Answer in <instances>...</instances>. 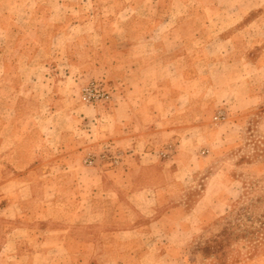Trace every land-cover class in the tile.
Listing matches in <instances>:
<instances>
[{"label":"rangeland","instance_id":"obj_1","mask_svg":"<svg viewBox=\"0 0 264 264\" xmlns=\"http://www.w3.org/2000/svg\"><path fill=\"white\" fill-rule=\"evenodd\" d=\"M146 33L166 49L179 47L181 35L189 38L201 55L194 60L210 82L206 112L195 122L203 133L195 139L199 153L209 156L210 166L172 189V202H184L187 210L197 205L195 214H206L191 218L190 232L181 231V215L165 223L177 229L169 236L159 223L151 234L136 235L134 248L122 253H137L144 264H264V102L248 108L236 97L247 94L239 88L247 83L264 93V0H0L1 148L22 141L29 131L34 145L43 132L50 135L51 159L60 131L102 132L119 82L106 78L105 64L119 59L129 44L136 54L153 49L154 41L142 38ZM90 81L105 82L110 100L84 103L81 91ZM89 106L95 116L87 115ZM174 145L162 155H170ZM189 145L195 150L192 141ZM125 154L103 144L93 157L114 169ZM218 168L225 180H204ZM9 225L0 217V243ZM64 236L53 233L48 240L56 244ZM44 251L47 264H72L66 249ZM21 253L20 247L12 249L11 260Z\"/></svg>","mask_w":264,"mask_h":264},{"label":"crops","instance_id":"obj_2","mask_svg":"<svg viewBox=\"0 0 264 264\" xmlns=\"http://www.w3.org/2000/svg\"><path fill=\"white\" fill-rule=\"evenodd\" d=\"M152 22L157 21H143ZM156 37L142 35L154 41L153 49L136 54L129 44L118 52L119 59L105 64L106 78L119 82L102 132L60 131L58 152L51 159L50 135L43 132L34 145L31 131L22 141L3 149L0 145V217L10 223L0 243V264H47L46 251L41 253L45 248L66 249L72 264H144L137 253L121 251L134 248L136 235L151 234L162 223L169 236L177 229L165 223L178 215L184 220L181 231L190 232L198 206L187 210L184 202H172V189L210 166L209 156L199 153L202 149L195 140L203 135L195 122L206 112L202 105L210 82L194 60L201 55L194 53L189 38L181 35L179 47L166 49ZM247 84H238L242 91L248 89L246 95L236 96L238 102L248 108L264 102V93L254 83ZM86 110L87 115H96V109ZM174 141L170 155L163 156ZM103 144H114L126 153L118 167L109 168L98 158L91 165L85 163ZM220 169L204 180H225ZM6 170L9 177L3 179ZM111 204L116 208L107 212ZM53 233H64V240L49 242ZM17 247L22 255L11 260L10 251ZM96 248L103 250L92 251Z\"/></svg>","mask_w":264,"mask_h":264},{"label":"built area","instance_id":"obj_3","mask_svg":"<svg viewBox=\"0 0 264 264\" xmlns=\"http://www.w3.org/2000/svg\"><path fill=\"white\" fill-rule=\"evenodd\" d=\"M111 91L108 85L102 81H90L85 84L81 91V100L88 105H95L110 100ZM88 165L94 163L93 155L86 158Z\"/></svg>","mask_w":264,"mask_h":264},{"label":"trees","instance_id":"obj_4","mask_svg":"<svg viewBox=\"0 0 264 264\" xmlns=\"http://www.w3.org/2000/svg\"><path fill=\"white\" fill-rule=\"evenodd\" d=\"M219 238H220V237H219V235H218V236H216V239H215L214 241H216V242H217V239L219 240ZM217 243H218V242H217Z\"/></svg>","mask_w":264,"mask_h":264}]
</instances>
